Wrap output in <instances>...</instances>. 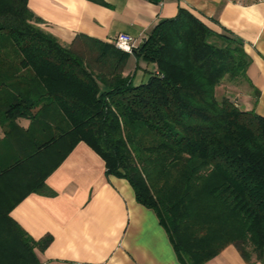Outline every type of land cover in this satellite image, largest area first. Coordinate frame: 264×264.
<instances>
[{
    "label": "trees",
    "instance_id": "16d2710c",
    "mask_svg": "<svg viewBox=\"0 0 264 264\" xmlns=\"http://www.w3.org/2000/svg\"><path fill=\"white\" fill-rule=\"evenodd\" d=\"M27 1L0 0V264H41L51 237L9 213L53 196L45 180L79 142L154 212L180 264L228 246L264 264V118L215 92L245 79L241 44L179 8L132 54L79 35L63 46ZM130 55L153 66L142 81L124 76Z\"/></svg>",
    "mask_w": 264,
    "mask_h": 264
},
{
    "label": "crops",
    "instance_id": "0c3cea01",
    "mask_svg": "<svg viewBox=\"0 0 264 264\" xmlns=\"http://www.w3.org/2000/svg\"><path fill=\"white\" fill-rule=\"evenodd\" d=\"M27 5L40 28L63 46L78 35L114 43L121 33L139 46L155 25L186 9L241 44L250 64L245 79L229 85L230 97L239 109L264 118V0H28ZM152 69L130 55L124 76L139 82ZM45 185L53 196L29 194L9 213L34 240L51 237L39 254L41 264H180L154 212L136 202L126 180L106 175L103 160L84 142ZM206 264L247 263L228 246Z\"/></svg>",
    "mask_w": 264,
    "mask_h": 264
},
{
    "label": "built area",
    "instance_id": "2783aa9c",
    "mask_svg": "<svg viewBox=\"0 0 264 264\" xmlns=\"http://www.w3.org/2000/svg\"><path fill=\"white\" fill-rule=\"evenodd\" d=\"M114 45L116 48L119 50L127 53V54H132L133 50L137 47L135 45V41L133 37H131L128 34H118L115 39H114Z\"/></svg>",
    "mask_w": 264,
    "mask_h": 264
},
{
    "label": "rangeland",
    "instance_id": "374dc122",
    "mask_svg": "<svg viewBox=\"0 0 264 264\" xmlns=\"http://www.w3.org/2000/svg\"><path fill=\"white\" fill-rule=\"evenodd\" d=\"M245 1H250V0H245ZM226 81H227V79H226ZM240 81H242V79H236V80H233V81H231V82H233V83H229L228 81H227V84H225L226 82L223 80L222 82H221V84L216 88V98H217V100H221L223 97H227L228 99L230 98L231 99V94H232V90H230L228 87H229V85L230 86H232V84L233 85H235L236 83H238V82H240ZM234 103L236 104V102L234 101Z\"/></svg>",
    "mask_w": 264,
    "mask_h": 264
}]
</instances>
